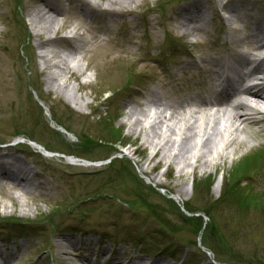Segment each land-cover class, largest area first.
I'll return each instance as SVG.
<instances>
[{
    "label": "rangeland",
    "instance_id": "1",
    "mask_svg": "<svg viewBox=\"0 0 264 264\" xmlns=\"http://www.w3.org/2000/svg\"><path fill=\"white\" fill-rule=\"evenodd\" d=\"M78 1L54 0L56 29L36 35L28 14L37 0H0V146L17 143L23 155L13 148L9 156L35 172L37 185L19 198L18 188L0 186V249L21 245L14 262L0 264H105L110 255L138 264H264V125L203 168L184 151L187 142L154 150L123 119L145 91L161 101L200 96L201 59L230 56L253 28L244 15L264 18V0H132L123 14L100 11L101 0L93 19L81 18ZM191 1L221 20L208 9L206 31L186 32L173 19ZM60 53L85 66L64 77L81 106L46 81L52 68L43 59ZM65 240L74 248L59 250Z\"/></svg>",
    "mask_w": 264,
    "mask_h": 264
},
{
    "label": "bare ground",
    "instance_id": "2",
    "mask_svg": "<svg viewBox=\"0 0 264 264\" xmlns=\"http://www.w3.org/2000/svg\"><path fill=\"white\" fill-rule=\"evenodd\" d=\"M79 1L78 4L81 6L79 10L83 16L90 15L91 18H94V10L101 8V0ZM102 1L106 6L100 11L108 10L112 13L122 14L131 12L128 8L123 9L122 7L128 6L132 0ZM37 2V6L32 8L28 14L31 29L36 35L41 32H53L57 27L55 16L59 9L54 8L55 3L52 1L37 0ZM112 5H116L117 8H112ZM188 5V7L186 5L180 11L175 12L178 20L173 19V21L177 22L186 32L196 36L200 32H205L206 26L211 22L205 20L210 8L200 1H191ZM232 7L231 5L229 7L222 6L231 13L234 11ZM242 9L245 11L248 8L244 5ZM71 10L76 14L73 7H71ZM210 15L212 18L213 16L218 17V11L213 9ZM238 17L236 19H241ZM244 17V22H254L253 28L250 29V34L246 33L242 38L235 40L230 49V56L225 58L219 53L217 59H201L207 69L201 70L200 67H197V70L202 71L203 77L207 79V86L202 90L200 96L176 101H161L153 90L145 91L144 101L136 99L138 108L129 107L125 112L123 119L126 122L128 131L142 134L143 141L154 150L161 149L163 151L164 146L162 145L164 144L173 146L180 143L184 146L187 142L188 148L186 147L187 149H184V151L189 152V150H192L193 152L190 151V158L194 159L193 163L203 168L208 164H212L214 158L219 157L221 152L234 142H241L249 136L255 138L262 135L264 125V76L259 77V74L261 75L264 72V18H257L248 14ZM218 18L221 20L220 17ZM225 22L231 24L234 21L231 17H227ZM49 39L50 37L46 41ZM242 44L245 45V50H241ZM40 57L43 58L44 55H40ZM188 57L192 59L190 62L194 61L193 55H188ZM43 63L52 68L46 75L49 86L55 81L56 88L62 92L64 98L71 105L81 106L79 98L66 89L64 77L76 78L78 74L84 72L85 66L79 63L69 65L68 56L61 53L57 54L56 61L43 59ZM57 89L55 90L57 91ZM239 93L250 94L254 96V100L250 102L242 99L229 102V97ZM242 110L248 112L243 113ZM243 134H247L246 138L243 137ZM13 148L15 147L10 145L0 148V182L3 185H10L11 188H18L21 193L16 195L19 198L21 194H27L36 189L37 185L34 182L35 172L27 167L20 157L16 155L9 156L11 154L8 151L13 150ZM17 150L19 149L15 148L16 152ZM45 150L47 149L45 148ZM228 153H230V150ZM206 154L208 157L203 159L202 157ZM184 157H189V155ZM184 157H181V160ZM183 161L187 162L186 160ZM77 164L83 165L79 161ZM262 179H264V176H262ZM218 185L219 182L213 185L212 190L214 192L218 190ZM181 190L183 192L187 191L185 187L177 188V191ZM20 246L17 245L16 248H11L7 252L0 249V263L14 260L17 257L16 252L21 250ZM65 246L74 248L72 242L65 240L58 245V249L63 251ZM104 253L102 252L100 257ZM138 261H140V258L132 257L127 262H123L122 258L114 255L104 259L105 264H138ZM79 262L81 264H92L89 259H83ZM149 264L169 263L159 258V260Z\"/></svg>",
    "mask_w": 264,
    "mask_h": 264
},
{
    "label": "trees",
    "instance_id": "3",
    "mask_svg": "<svg viewBox=\"0 0 264 264\" xmlns=\"http://www.w3.org/2000/svg\"><path fill=\"white\" fill-rule=\"evenodd\" d=\"M186 209H187V211H189V212H195L196 210L195 209H191V208H189V207H186ZM203 209V208H202ZM201 210V209H200ZM202 212L204 213V214H206V215H208V209H203L202 210Z\"/></svg>",
    "mask_w": 264,
    "mask_h": 264
}]
</instances>
